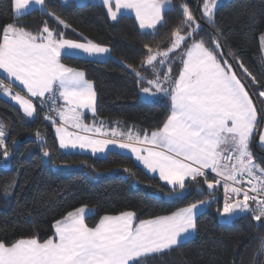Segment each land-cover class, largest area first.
I'll list each match as a JSON object with an SVG mask.
<instances>
[{
  "label": "snow or ice",
  "instance_id": "1",
  "mask_svg": "<svg viewBox=\"0 0 264 264\" xmlns=\"http://www.w3.org/2000/svg\"><path fill=\"white\" fill-rule=\"evenodd\" d=\"M217 2L202 0L200 18L213 29L206 31L187 3L101 0L114 22L134 13L140 34L149 40L142 46L138 66L122 63L121 67L136 78L146 101L168 109L154 130L118 131L105 129L103 122L99 126L85 123L86 112L94 118L98 113L97 92L84 71L67 66L62 58L86 56L106 62L110 49L87 37L82 42L68 39L47 21L35 33L18 23L0 28L2 95L33 120L38 109H47L43 119L54 127L60 149L101 154L105 159L110 154L134 158L145 175L158 176L161 191L171 199L184 200L193 191L202 196L204 185L215 199L222 189L221 217L250 216L258 227H264V157L257 160L252 149L255 142L264 150V112L253 99L257 91L264 98V88H252L258 84L256 77L238 55L225 52L223 33L214 20ZM32 6L63 29L71 27L48 11L47 0H12L14 18L28 14ZM173 9H178L182 19L162 46L156 38ZM12 85L22 86L20 92H13ZM35 136L43 146L44 136L39 131ZM7 137L6 126L0 122V155L5 161L10 155ZM13 146L18 147L15 140ZM49 155L43 152L45 158ZM123 171L129 179L135 175L127 167ZM150 195L157 198L158 193ZM211 202L202 199L170 215L143 220L135 211H123L104 215L93 226L86 222L89 212L81 206L55 221L48 239L41 241L33 235L0 240V264H147L150 256L188 240L197 231L198 208Z\"/></svg>",
  "mask_w": 264,
  "mask_h": 264
},
{
  "label": "trees",
  "instance_id": "2",
  "mask_svg": "<svg viewBox=\"0 0 264 264\" xmlns=\"http://www.w3.org/2000/svg\"><path fill=\"white\" fill-rule=\"evenodd\" d=\"M48 11L54 12L71 27L67 30L39 10L13 18L12 0H0V28L18 23L27 30L37 32L47 21L51 28L64 31L66 38L91 41L110 49L112 59L94 62L80 58H62L67 66L85 72L98 96L96 117L109 122H119L126 129L154 130L166 118L168 109L160 103L143 101L136 78L120 64L138 66L140 51L149 42L139 32L132 17L125 16L110 22L102 6L93 4H61L47 0ZM187 3L194 15L200 18L202 0H173V5ZM168 23L157 40L163 46L170 30L182 19L178 9L166 14ZM217 28L223 33L221 43L226 53L238 55L245 67L256 77L258 84L252 88H264V60L259 37L264 33V0H228L217 8L214 16ZM206 31H213L200 18ZM72 29L76 31L73 32ZM228 58L231 60V54ZM242 71V70H241ZM251 81V77L247 78ZM254 104L263 112L258 91L253 95ZM0 122L6 126L10 155L8 168L0 167V240L14 241L37 235L41 241L53 236V225L68 211L81 206L94 210L86 222L95 225L104 215H118L123 211H135L140 220L170 215L182 207L202 199L211 200L205 210L197 215V231L194 237L179 247L150 256L147 264H264V227L250 216H240L230 224L219 223L217 218L223 206V190L215 199L193 191L184 200L171 199L161 191L157 178L145 175L132 159L120 155L93 158L77 153L60 151L53 136V126L43 119L37 110L35 119L23 112L0 94ZM39 131L45 139L42 146L35 136ZM16 141L18 147L13 146ZM257 160L264 157V150L252 145ZM49 151L45 158L43 152ZM46 160V163L44 162ZM2 155H0V165ZM66 165L69 170H55ZM129 168L135 175L128 178L123 169ZM158 193L152 198L151 193Z\"/></svg>",
  "mask_w": 264,
  "mask_h": 264
},
{
  "label": "crops",
  "instance_id": "3",
  "mask_svg": "<svg viewBox=\"0 0 264 264\" xmlns=\"http://www.w3.org/2000/svg\"><path fill=\"white\" fill-rule=\"evenodd\" d=\"M59 3L61 4H67V3H74L76 5H83V4H93V5H98V6H102L101 4V0H67L66 3L63 2V0H58ZM103 7V6H102ZM104 8V7H103ZM33 10H39L38 6H32L30 9H29V12L30 11H33ZM106 14H107V11L106 9L104 8ZM40 11V10H39ZM12 14H13V8H12ZM108 17V16H107ZM128 17H132L135 21V16H134V13L133 14H129ZM13 18H14V15H13ZM108 20L110 22H114L112 20L109 19L108 17ZM136 23V26L138 28V24L137 22L135 21ZM262 51V49H261ZM262 55H263V60H264V52L262 51ZM6 82H8L7 80H5ZM9 83V82H8ZM15 89H17L19 92H20V87L18 85H12ZM21 94L23 95L24 93L21 92ZM140 94H141V91L139 92V97H140ZM12 102V101H11ZM148 102V101H147ZM12 104L14 106H16L19 110L22 111V109L19 108V105H16L15 103L12 102ZM23 112V111H22ZM86 116H87V119L85 120V123L91 125L93 124L94 122L97 124V126H99V124L101 122H103V125L105 127V129H112V128H117L118 131H127L128 129L124 128V126L119 123V122H109V121H106V120H101V119H98L97 117H93L92 114L90 112H86ZM52 133H53V128H52ZM53 136L55 137V135L53 134ZM56 139V138H55ZM57 144H58V141L56 140ZM59 147V146H58ZM111 147V146H110ZM60 149V148H59ZM61 151V150H60ZM64 151V150H63ZM62 152V151H61ZM74 153H77V154H83V155H87V156H90V157H93V158H99V157H102L101 154H97V156H92L90 152L88 153H81L79 150H74ZM132 161L134 162V158H132ZM135 163V162H134ZM139 168L142 169V166H139ZM143 170V169H142ZM145 171V170H143ZM149 176H151V174H149ZM158 179V176L156 177ZM159 180V179H158ZM161 182V181H160ZM162 183V182H161ZM206 206L204 207H200L198 208L197 210V215L200 214L201 212H203L205 210ZM88 212H89V217L92 216V213H94L93 210H90L88 209ZM54 232V231H53ZM195 234V233H194ZM194 234L190 236V238L188 240H190L191 238L194 237ZM187 241V240H186ZM184 243V242H183Z\"/></svg>",
  "mask_w": 264,
  "mask_h": 264
},
{
  "label": "rangeland",
  "instance_id": "4",
  "mask_svg": "<svg viewBox=\"0 0 264 264\" xmlns=\"http://www.w3.org/2000/svg\"><path fill=\"white\" fill-rule=\"evenodd\" d=\"M226 1H228V0H218V2H217V7H216V9H215V11L217 10V8L219 7V6H221L223 3H225ZM201 10V9H200ZM128 16V15H127ZM204 20V19H203ZM205 21V20H204ZM259 45H260V47H261V49H262V51L264 52V33L262 34V35H260V37H259ZM105 47H107V46H105ZM80 59H84V60H90V59H88L86 56H81V57H79ZM110 59H112V56L110 55V57H109ZM108 58V59H109ZM90 61H92V60H90ZM117 63L118 64H122V63H120V62H118L117 61ZM20 88L22 87V86H19ZM140 99L141 100H143V101H146L143 97H142V94H140ZM11 102V101H10ZM13 103H15L14 101H12ZM11 102V103H12ZM263 112H264V109H263ZM53 134L55 135V129H54V127H53ZM58 145V144H57ZM59 146V145H58ZM259 148V147H258ZM260 149V148H259ZM63 153H74V150H71L70 152H66L65 150L63 151L62 149H60ZM100 158H103V157H99V158H97V159H100ZM6 162L7 161H5L4 159H3V157H2V163H1V165H0V167L1 168H3V169H6V168H8V165H6ZM44 162L46 163V160H44ZM136 165V164H135ZM71 167H69V166H66V165H59V166H57V167H54V169L55 170H69ZM86 208V210H88V209H90V210H93V209H91V208H87V207H85ZM222 210V209H221ZM94 211V210H93ZM238 217H240V216H238ZM237 217V218H238ZM236 219V218H235ZM217 220H218V222L219 223H223V224H230V223H232V221L234 220V219H228V218H223V217H221L220 215L218 216V218H217ZM53 231H54V228H53Z\"/></svg>",
  "mask_w": 264,
  "mask_h": 264
},
{
  "label": "built area",
  "instance_id": "5",
  "mask_svg": "<svg viewBox=\"0 0 264 264\" xmlns=\"http://www.w3.org/2000/svg\"><path fill=\"white\" fill-rule=\"evenodd\" d=\"M4 84L5 85H8V82H6V81H4ZM12 87V91L13 92H19L17 89H15L13 86H11ZM0 94L2 95V90H0ZM21 94V93H20ZM3 96V95H2ZM4 97V96H3ZM4 98H6V97H4ZM7 100H9V101H11V99H10V97L9 98H6ZM38 111L42 114V116H44V114H45V112L47 111V109H45L44 111H40L39 109H38ZM50 114H52V113H50ZM52 115H54V114H52ZM48 122V121H47ZM49 123V122H48ZM223 198H224V194H223Z\"/></svg>",
  "mask_w": 264,
  "mask_h": 264
}]
</instances>
